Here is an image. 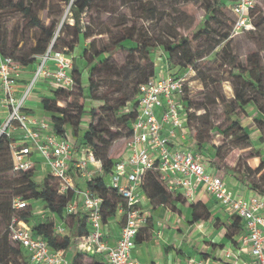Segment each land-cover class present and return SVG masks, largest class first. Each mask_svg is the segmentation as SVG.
I'll use <instances>...</instances> for the list:
<instances>
[{"label":"trees","instance_id":"16d2710c","mask_svg":"<svg viewBox=\"0 0 264 264\" xmlns=\"http://www.w3.org/2000/svg\"><path fill=\"white\" fill-rule=\"evenodd\" d=\"M39 0H0V54L2 56L12 57L18 61L27 71H33L37 64V57L44 53L48 46L52 45L54 50H62L68 55L73 56V68L71 74L74 78L72 89L64 92L58 88H49L47 93L40 95V102L43 115L47 116L52 125V131L59 136H65L72 133L75 143L79 147L89 148L97 161L101 162L102 172L94 174L86 183V186L94 194L102 197V214L105 221L116 218L119 215V209L125 208L127 202L117 189L107 183L116 159L110 157L109 151L112 145L120 139L128 138L133 132V123L138 116V92L139 85L156 77V67L152 61L149 65H137L133 68V89L131 92H124L122 99L111 102L106 97H96L95 92L98 88L97 80L104 73H117V69L110 62L106 53L115 51L118 48L127 49L129 54L139 52L147 61H150V54L159 47L162 49L161 56L166 61L167 69L174 73L175 67L192 66L198 74V77L205 80L201 68L198 65L199 60L203 59L208 51H203L202 45L198 42L201 38L209 40L212 30L210 20L218 24L226 23V20L220 17V12L227 6L226 0H202L203 6L209 18L204 27L198 28L192 36L177 37L174 41L165 42L159 38H149L142 35L140 40L136 41V46H129V41L134 39V33L127 29L125 36L116 41L111 47L97 48L95 43L90 45L89 56L84 63L80 65L74 55L80 43V37L88 38L92 36L88 25H81V16L94 4L95 0H76L71 3V18L74 23L66 25L58 31V21L52 19L50 23H45L37 16L34 9L35 2ZM68 2L70 0H67ZM137 1V0H135ZM146 4V2H143ZM41 7L45 6L43 1ZM156 7H150L154 12ZM258 11V4L253 12V20ZM11 13H19L22 17V24L12 26L9 19ZM57 12L55 14H59ZM232 20L229 24L232 28ZM65 28L73 29L71 39L62 38ZM253 30L248 31L251 33ZM217 32V31H216ZM231 32L227 29L222 33L221 38L216 41L211 50L218 45L226 42L222 51L226 53L224 62L227 70L232 74V85L234 89V98L227 100L222 93H214L211 99L213 103H220L223 106L222 116L230 124L224 133L230 139V144L222 150L224 145L214 146L215 158L224 160L229 152L234 148H253V138L247 128L242 125L238 117V109H244L247 105H255L264 115V65L262 58L258 53H252L249 56L247 66L241 65L236 58L228 52L230 46ZM31 41V44H30ZM61 42V44H60ZM197 43L195 47L193 44ZM153 50V51H152ZM209 50V52L211 51ZM229 56V58L227 57ZM121 71V70H119ZM257 75L254 76L253 74ZM128 76V75H126ZM206 83V82H205ZM88 86V93L86 92ZM77 87L78 97L83 99V103H71L61 97V93L72 95L73 89ZM184 93L181 96L182 107L189 115V128L195 129L193 146L197 151L204 152L205 143L209 140V131L212 129L210 117L200 115L192 124L194 114L191 112L193 101ZM62 98V99H61ZM61 100L66 105L61 103ZM101 103L98 105L95 103ZM103 100V101H102ZM205 112H208V108ZM200 109V108H199ZM258 128L264 130V117H256ZM12 138L3 134L0 136V181L9 182V188L12 196L21 197L24 200L35 199L42 201L45 210L49 212L46 223L32 224L31 217L33 210L31 203L25 208L17 209L12 199H0V220L3 227L0 229V264H33L30 261L28 251L21 245L13 242L9 235V224L16 212L21 211L18 218L25 221L31 227L33 234L45 239L49 247L53 250L67 249L73 240V237L82 235L89 230L88 217L84 211L65 214L64 209L73 194L69 191L66 194L58 192L59 181L49 172L41 180L36 179L37 167L22 171L13 170V162L10 152V142ZM263 142V139H261ZM251 157H260V162L256 167H245L244 170H237L235 176L239 181L246 184L250 189L264 195V158L258 149L256 154ZM211 165L215 166V160H210ZM10 172H15L18 177L12 179ZM143 190L150 198L154 208L163 205L175 211V202L186 199L181 193L171 192L166 189L159 179L157 170L147 172L143 182ZM187 200V199H186ZM188 201V200H187ZM191 222L195 223L206 218L210 209L202 200L192 201L191 203ZM121 222L125 215H121ZM17 217V216H16ZM152 217H149L147 224L143 227L137 237L136 243L150 239ZM62 224L68 229V233H58L55 226ZM226 238L237 244L236 237L244 230L242 219L237 215H230L229 223L226 225ZM88 256L92 261L85 263L83 257ZM70 264H108L107 261L99 256L82 251L73 253Z\"/></svg>","mask_w":264,"mask_h":264},{"label":"built area","instance_id":"2783aa9c","mask_svg":"<svg viewBox=\"0 0 264 264\" xmlns=\"http://www.w3.org/2000/svg\"><path fill=\"white\" fill-rule=\"evenodd\" d=\"M258 0H234L227 5L233 20V33L255 30L253 12ZM167 67V66H166ZM73 56L47 47L37 61L26 83H21L26 69L9 56L0 54V136L12 138L10 152L14 171L36 168L42 161L49 173L59 181L58 192H72L65 214L84 211L88 217V232L73 237L65 250H53L47 241L33 234L28 223L14 216L9 224L13 242L28 251L33 264H70L67 251H82L103 257L108 264H143L133 256L136 237L151 217L152 202L143 190L145 175L157 170L159 179L168 191L181 193L187 200L196 201L200 190L213 196L220 207L237 215L244 224L236 237L235 248L222 249L220 258L229 264H264V195L254 192L249 198L236 194L225 181L219 169L211 165L204 152L193 146L194 137L189 128V115L182 107L185 77L168 73L139 85L138 116L133 132L126 139L125 153L116 158L109 175L110 186L125 198L127 206L119 209L125 215L115 241L111 243L112 223L102 214L103 199L86 186L96 173L102 172L89 148L79 147L70 134L59 136L45 116L31 112L27 101L35 86L72 89ZM109 185V184H108ZM28 201L14 199L17 209L25 208ZM55 231L68 233L57 224ZM249 255L248 263L242 255ZM192 264H214L210 258L191 260Z\"/></svg>","mask_w":264,"mask_h":264},{"label":"rangeland","instance_id":"374dc122","mask_svg":"<svg viewBox=\"0 0 264 264\" xmlns=\"http://www.w3.org/2000/svg\"><path fill=\"white\" fill-rule=\"evenodd\" d=\"M43 1L45 6L41 7ZM76 0H39L35 2V11L39 19L45 23H50L52 19L58 21V31L61 30L66 23H74L71 18V3ZM146 2V4H143ZM234 0H226V4H230ZM156 7L152 12L150 7ZM60 12L59 14H55ZM12 26L22 24V17L19 13H11L9 15ZM220 17L226 20V23L218 24L217 22L210 20V27L215 28L212 30L209 40L200 39L198 42L202 45L203 51H208L203 59L199 60L198 65L201 68L202 75L205 76V80L198 77L197 71L192 66L175 67L174 73L177 75H183L185 77V86L187 88L186 94L193 101L191 112L194 114L192 124L196 125L197 118L200 115L203 117H210L212 129L209 131V140L205 143V157L207 159L215 160V167L221 171L222 174H230L235 177L239 170H244L245 167H255L258 163V159L251 157L256 154L259 149L262 157L264 158V130L261 131L258 128L256 117H264L262 112L253 104L247 105L244 109H238V117L241 120L247 130L251 133L253 138V148H234L232 149L226 158L222 161L215 158L214 146L224 145L222 150L230 144V139L226 137L224 131L229 126V122L222 116L223 106L220 103L211 102L214 93H222L227 100L234 98V89L232 85V74L230 70H227V66L223 64L225 52L222 51V47L226 42L218 45L215 49L211 50L213 45L221 38L223 32L227 29L231 32L229 41L230 46L228 52H231L236 60L243 66H247L249 62V56L252 53H258L262 58V64L264 65V0H258V11L256 13L255 21L256 29L251 33H233V30L229 24V21L233 18L230 9L225 6L220 12ZM209 18L205 11L202 0H95L94 4L81 16V25H88L89 31L92 36L88 38L80 37V43L76 49L74 55L80 65H82L85 59L89 56L90 45L95 43L97 48L111 47L116 41L125 36L127 29H131L134 33V39L129 41V46H136V41L140 40L141 33L149 38H159L165 42L174 41L177 37L192 36L193 33L200 27L206 25V21ZM71 32L73 29L65 28L61 34L62 38L71 39ZM31 44V41H30ZM61 44V42H60ZM197 43L193 44L195 47ZM49 47V46H48ZM60 50H62L60 48ZM209 50H211L209 52ZM153 51V50H152ZM162 49L159 47L157 50L150 54V61L146 60L139 52L135 54H129L127 49L118 48L115 51L106 53L110 62L113 63L117 69V73H104L97 80L98 88L95 92L96 97H106L111 102L119 101L122 99L124 92H131L135 83H133L132 75L133 68L137 65H149L152 61L156 67V73L162 74L165 70L164 63H166L163 56H161ZM45 54L42 53L37 57V61ZM229 58V56H227ZM121 70V71H119ZM128 75V76H126ZM254 76L257 74L254 73ZM206 82V83H205ZM37 87L35 86L31 92V96L36 98ZM58 89L67 92L69 90L57 87ZM88 86H86V92L88 93ZM72 95L67 93H61L63 99H67L71 103H83V99L78 97L77 87L73 89ZM61 98V99H62ZM99 101V100H97ZM103 101V100H102ZM32 102V103H31ZM63 105H66L61 100ZM100 104L101 102H96ZM27 105L31 108H35L36 112L42 113L40 99H29ZM208 108V112H205V108ZM200 108V109H199ZM45 116V115H44ZM47 119L48 117L45 116ZM196 133L195 129L191 128V134L194 137ZM70 136H73L70 133ZM263 139V142H261ZM121 140V139H120ZM112 145L111 151L120 147L119 140ZM207 169H211L208 162H205ZM236 166L237 170H232V167ZM36 179L41 180L49 172L47 166L39 161L37 164ZM215 171H217L215 169ZM18 174L10 172V178L15 179ZM225 177V176H224ZM107 183L110 185V177H107ZM227 181V179H226ZM9 182L0 181V199H12L21 198L12 196V191L8 187ZM31 209L33 214L31 217L32 224L46 223L49 212L45 210L42 201L31 199ZM162 206V205H160ZM158 206V207H160ZM156 207L155 209H157ZM167 207V206H165ZM176 210L182 217H188L190 219L187 222L191 229H194L195 223L191 222L192 209L191 204L186 199H181L175 202ZM168 209H170L168 207ZM171 210V209H170ZM173 211V210H172ZM21 211L16 212L18 215ZM211 213L204 218H210ZM215 218H213V221ZM220 223L226 224L228 221H217L215 228L220 226ZM3 227L0 220V229ZM159 226L152 221L151 232L153 236H157ZM194 236L193 241L199 243L202 240ZM197 237V238H196ZM206 237V236H205ZM199 239V240H198ZM204 243H212L210 241H204ZM73 251L69 250L66 253V259L68 262L72 260ZM85 263L92 261L91 257H83Z\"/></svg>","mask_w":264,"mask_h":264},{"label":"crops","instance_id":"0c3cea01","mask_svg":"<svg viewBox=\"0 0 264 264\" xmlns=\"http://www.w3.org/2000/svg\"><path fill=\"white\" fill-rule=\"evenodd\" d=\"M164 66L165 70L158 76H164L169 73L166 63H164ZM30 77L31 72L27 70L24 71L21 83H26ZM48 89L49 87L45 84L38 85L36 98L32 97L31 99H34V102H36V99H40V95L47 93ZM28 109L39 116H44L43 112L37 113L35 108L29 107ZM119 141L122 142L120 147L116 148L114 151H109L110 157L115 159L119 156H123L125 153L126 139L124 138ZM116 143L117 142H115V144ZM255 158L259 160L255 165L256 167L260 162V157ZM213 169H217V167L211 166V170ZM224 176L225 181L227 179V185L233 189L236 194L244 198H249L255 192L236 177L230 174H225ZM195 200H202L206 203L209 206L211 216L208 219L195 222L194 229H191L190 225L187 223L190 221L188 217H182L179 213L163 205L157 209L152 205V221L159 226V231L156 233L157 236L152 235L150 239L137 243L133 250V256L143 264H192V259L198 261L206 258L215 261L214 264H229V262L219 257L221 250L235 248L236 244L226 238V224L220 223V226L217 228H215V224L219 220L221 222L227 220L229 223L230 213L224 211L220 207L218 201L203 190L197 193ZM189 202L191 203V200ZM121 215L122 213H119L116 218L110 219L112 228L110 230L111 235L109 241L111 243L115 241V236L125 220L124 217V220L121 222ZM213 218H215L214 221ZM197 234H199L198 238L202 240L201 242L199 241V243H195L193 241L194 239H192L194 236H197ZM204 241H210L212 243L206 244ZM249 261V255L243 254L242 262L248 263Z\"/></svg>","mask_w":264,"mask_h":264}]
</instances>
